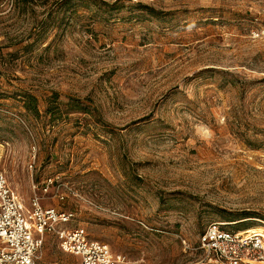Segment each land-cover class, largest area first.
<instances>
[{
    "label": "rangeland",
    "instance_id": "rangeland-1",
    "mask_svg": "<svg viewBox=\"0 0 264 264\" xmlns=\"http://www.w3.org/2000/svg\"><path fill=\"white\" fill-rule=\"evenodd\" d=\"M0 173L122 264H213L264 224V0H0Z\"/></svg>",
    "mask_w": 264,
    "mask_h": 264
},
{
    "label": "built area",
    "instance_id": "built-area-1",
    "mask_svg": "<svg viewBox=\"0 0 264 264\" xmlns=\"http://www.w3.org/2000/svg\"><path fill=\"white\" fill-rule=\"evenodd\" d=\"M54 179L44 183V190ZM74 213L43 207L39 197L32 198L28 209L0 173V264H46L43 246L47 235L54 236L61 252L71 259L63 264H122L125 255L107 244L89 238L82 227L69 229L63 224ZM199 248L213 264H264V224L244 230L225 229L210 224L199 236Z\"/></svg>",
    "mask_w": 264,
    "mask_h": 264
},
{
    "label": "crops",
    "instance_id": "crops-1",
    "mask_svg": "<svg viewBox=\"0 0 264 264\" xmlns=\"http://www.w3.org/2000/svg\"><path fill=\"white\" fill-rule=\"evenodd\" d=\"M47 237H52V238H54V239H56L54 236H52V235H47L46 236V239H47ZM57 240V239H56ZM45 242H46V240H45ZM44 245H45V243H44ZM57 246H58V241H57ZM44 247V246H43ZM42 252H43V250H42ZM44 262V261H43ZM47 264V263H46ZM55 264H59V263H55Z\"/></svg>",
    "mask_w": 264,
    "mask_h": 264
},
{
    "label": "trees",
    "instance_id": "trees-1",
    "mask_svg": "<svg viewBox=\"0 0 264 264\" xmlns=\"http://www.w3.org/2000/svg\"><path fill=\"white\" fill-rule=\"evenodd\" d=\"M31 98V97H30ZM33 100H36L34 97H32Z\"/></svg>",
    "mask_w": 264,
    "mask_h": 264
}]
</instances>
